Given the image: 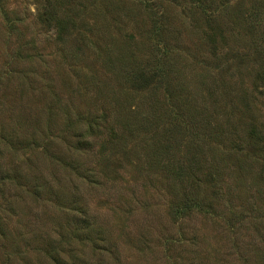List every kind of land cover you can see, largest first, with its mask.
I'll return each instance as SVG.
<instances>
[{
    "label": "rangeland",
    "instance_id": "374dc122",
    "mask_svg": "<svg viewBox=\"0 0 264 264\" xmlns=\"http://www.w3.org/2000/svg\"><path fill=\"white\" fill-rule=\"evenodd\" d=\"M209 1L0 0V264H264V0Z\"/></svg>",
    "mask_w": 264,
    "mask_h": 264
},
{
    "label": "trees",
    "instance_id": "16d2710c",
    "mask_svg": "<svg viewBox=\"0 0 264 264\" xmlns=\"http://www.w3.org/2000/svg\"><path fill=\"white\" fill-rule=\"evenodd\" d=\"M211 3L212 2L209 0H194L193 5L197 9L202 10L203 12H207L211 6ZM258 4H259V2H258ZM47 14H50V13H46L45 15H47ZM262 18H263L262 14L259 13V17L256 20H254L253 23L261 24ZM45 19H46V16H45ZM48 19L50 20L49 17H48ZM64 22L65 21L63 19L62 20L60 19L59 25L64 23ZM156 31H158V29H156ZM158 66H159V69H157L156 73H154L152 76L158 77L160 75V64L159 63H158ZM259 78L261 81L264 82V69L260 72ZM261 132H262V130L259 129V127H255L251 130L250 135H251L252 139L257 140L258 137H261V135H260ZM185 197L187 200L185 203H183V205L179 209H177L178 211L189 210L192 207H195L198 209H201V208L203 209L207 206V203L204 201L205 199H200V198L193 199V197H191V196L188 197V195H186V194H185Z\"/></svg>",
    "mask_w": 264,
    "mask_h": 264
}]
</instances>
